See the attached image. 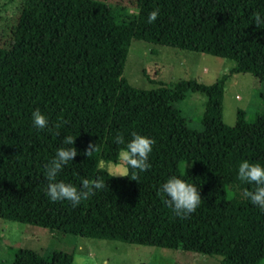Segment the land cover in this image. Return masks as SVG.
Segmentation results:
<instances>
[{"label": "trees", "instance_id": "trees-1", "mask_svg": "<svg viewBox=\"0 0 264 264\" xmlns=\"http://www.w3.org/2000/svg\"><path fill=\"white\" fill-rule=\"evenodd\" d=\"M0 26V217L81 236L220 254L223 264H262L264 213L238 193L243 159L264 163V91L261 110H237L223 120L228 75L249 72L264 80V0H5ZM0 5V7L2 6ZM159 8L157 19L147 14ZM134 10L131 13V10ZM205 52L235 61L229 74L208 84L179 79L156 88L132 85L123 69L130 39ZM188 91L205 95L202 130L191 127L178 104ZM39 108L48 130H35ZM59 124L57 129L55 125ZM154 139L150 168L133 179L99 167L117 133ZM78 155L58 179L79 185L99 175L106 187L76 207L44 195L43 164L65 134ZM96 150L83 155L89 145ZM114 149V148H113ZM185 164V172L183 165ZM186 173V174H185ZM178 175L202 198L177 218L158 195ZM239 185V188L237 187ZM75 264L73 254L19 249L12 263Z\"/></svg>", "mask_w": 264, "mask_h": 264}, {"label": "rangeland", "instance_id": "rangeland-1", "mask_svg": "<svg viewBox=\"0 0 264 264\" xmlns=\"http://www.w3.org/2000/svg\"><path fill=\"white\" fill-rule=\"evenodd\" d=\"M4 1L0 0V5ZM2 9L3 4L0 7V26L7 27L9 21ZM234 65L235 61L229 58L132 38L123 76L132 85L143 89L191 78L213 84L224 73L229 74ZM262 91L264 80L254 74L230 73L222 100L224 122L235 125L239 108L246 110L250 116L261 110ZM206 98L201 93L188 91L178 104L188 124L198 130L203 129L201 119ZM113 148L99 161V167L112 174L123 169L117 147ZM21 248L37 254L62 249L73 254L75 264H223V256L220 254L81 236L0 217V262L12 263Z\"/></svg>", "mask_w": 264, "mask_h": 264}, {"label": "clouds", "instance_id": "clouds-1", "mask_svg": "<svg viewBox=\"0 0 264 264\" xmlns=\"http://www.w3.org/2000/svg\"><path fill=\"white\" fill-rule=\"evenodd\" d=\"M158 13L159 8L148 12L147 23H153ZM252 23L257 27L264 24V13L254 12ZM30 120L35 130L51 131L48 116L39 108L31 111ZM55 127L58 129L60 125L57 124ZM74 140L75 137L72 134H65L60 139V144L54 154L43 164L42 172L44 181H46L43 191L48 200L50 202L66 201L73 208L106 187L105 180L99 175L91 179L82 177L78 186L57 178L62 168L78 155ZM111 142L117 147L118 156L123 165L122 171L114 173L111 177L128 176L125 173L130 172L135 179L138 172L150 168L149 156L155 143L153 138L135 131L130 132L126 138L117 132ZM95 150L96 146L90 144L83 155L90 157ZM183 169L185 172V164ZM236 180L239 185L249 186L238 194L264 213V163L251 162L248 159L241 160L236 168ZM157 193L177 218H187L194 213L202 200L196 185L174 174L169 175L159 185Z\"/></svg>", "mask_w": 264, "mask_h": 264}]
</instances>
